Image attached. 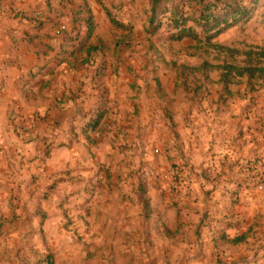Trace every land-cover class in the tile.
I'll list each match as a JSON object with an SVG mask.
<instances>
[{
    "label": "rangeland",
    "instance_id": "1",
    "mask_svg": "<svg viewBox=\"0 0 264 264\" xmlns=\"http://www.w3.org/2000/svg\"><path fill=\"white\" fill-rule=\"evenodd\" d=\"M0 1L59 67L0 119V264H264V77L201 68L264 48V0L208 33L198 0Z\"/></svg>",
    "mask_w": 264,
    "mask_h": 264
},
{
    "label": "crops",
    "instance_id": "2",
    "mask_svg": "<svg viewBox=\"0 0 264 264\" xmlns=\"http://www.w3.org/2000/svg\"><path fill=\"white\" fill-rule=\"evenodd\" d=\"M0 1V9H3ZM0 119L7 113V105L17 106L21 103L17 88L29 87L34 81L32 88L42 85L44 76L57 74L59 67L48 70L44 67V53L39 52L37 43L30 42L24 34L21 24L18 22L12 32L4 26L5 15L0 12ZM52 71V72H51ZM38 79V80H37ZM38 83V84H37ZM15 109V108H14ZM16 111V110H15ZM6 127L0 125V136H4Z\"/></svg>",
    "mask_w": 264,
    "mask_h": 264
},
{
    "label": "trees",
    "instance_id": "3",
    "mask_svg": "<svg viewBox=\"0 0 264 264\" xmlns=\"http://www.w3.org/2000/svg\"><path fill=\"white\" fill-rule=\"evenodd\" d=\"M152 1V12L155 13L156 7L161 4L163 0H151ZM198 5L202 6V10L199 16V19L202 20V27L206 28L204 31L208 33L212 29L217 28L222 22H226V19H222L218 21V17L214 11H211V4H205V0H198ZM216 9L215 7H213ZM232 9V8H230ZM245 9L242 10H234L233 18L236 19L239 15L246 13ZM178 13L176 15H172L170 18L172 19V26L176 29H179L177 36H175L176 40H180L183 37L191 38L192 40H198V35L191 28H185V23L187 18H183L180 16L177 18ZM222 17V16H221ZM154 17H152V20ZM214 23V24H212ZM207 28V26H209ZM220 30H217L219 32ZM226 53V55L232 57L233 62H223V64L219 66H209L207 63H203L201 68H216L219 69L220 78L219 81L227 86L232 81L236 79H245L247 84H250L252 81L256 79H262L264 77V48L252 47L246 51L239 52L237 50L227 48V47H216ZM236 56L243 57V60L236 62ZM242 240V237H236L232 240L233 243H238Z\"/></svg>",
    "mask_w": 264,
    "mask_h": 264
}]
</instances>
